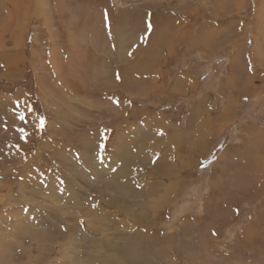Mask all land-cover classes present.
<instances>
[{
	"label": "rangeland",
	"instance_id": "rangeland-1",
	"mask_svg": "<svg viewBox=\"0 0 264 264\" xmlns=\"http://www.w3.org/2000/svg\"><path fill=\"white\" fill-rule=\"evenodd\" d=\"M15 1L0 264H264V0Z\"/></svg>",
	"mask_w": 264,
	"mask_h": 264
},
{
	"label": "bare ground",
	"instance_id": "bare-ground-1",
	"mask_svg": "<svg viewBox=\"0 0 264 264\" xmlns=\"http://www.w3.org/2000/svg\"><path fill=\"white\" fill-rule=\"evenodd\" d=\"M65 1V0H64ZM16 2V4L15 5H19L20 3H22L23 2V0H16L15 1ZM10 4V3H9ZM13 4V3H12ZM63 4V3H62ZM21 5V4H20ZM65 7V6H64ZM13 8H18V6H13L11 9H13ZM19 8H20V6H19ZM86 9V8H85ZM84 9V10H85ZM87 9H89V8H87ZM86 9V10H87ZM61 10H62V7H61ZM22 11V10H21ZM126 11V10H125ZM125 11L122 13V16H124V14H126L125 13ZM22 12H24V11H22ZM127 13H128V10L126 11ZM83 13L85 14H88V16L86 17V16H84V18L86 17V20H87V22L85 23V22H83L82 21V23H84L85 24V26H86V28H89V26H92V28H90L89 30H91L92 29V32H94V22H93V20L91 19V17H90V12H89V10L88 11H83ZM85 14V15H86ZM121 18V17H120ZM120 18L118 19V20H120ZM103 20V19H102ZM117 20V21H118ZM12 21V20H11ZM119 22H125V21H123V20H120ZM22 24V23H21ZM89 24V25H88ZM22 27H24V26H22ZM74 27L76 28H78V26L77 25H74ZM21 30V29H20ZM20 30H19V28H16L14 31H12L13 33H12V35H14L15 37H16V39H15V45L18 47L19 45H20V42H21V38H20ZM83 31H85V30H83ZM2 32V31H1ZM20 38V39H19ZM106 38V37H105ZM108 38V37H107ZM98 39H99V42L101 43V38H100V36H98ZM4 41V40H3ZM1 45V44H0ZM74 45H75V43H74ZM95 45V44H94ZM15 46V47H16ZM16 47V48H17ZM86 50H82L83 52H85V53H87L91 58H98V56H96L95 55V53L94 54H91V52H92V48H90V47H88V48H85ZM88 49V50H87ZM78 52V54L80 53L79 51H77ZM20 56H23L22 55V53H20V54H12V56L10 55V58H9V56H5V57H7V58H9V60H11V61H16V59H18V58H21ZM1 57L2 58H4V55H2V54H0V63H2L3 62V64H4V60L3 59H1ZM15 58V59H14ZM19 60V59H18ZM17 60V61H18ZM22 60V59H21ZM94 61H96V59L94 60ZM16 63V62H15ZM69 67V66H68ZM70 69H69V74L67 75V76H63V78L66 80V84L71 88V89H73L77 94H78V91H79V89H83L84 87H86L85 85H86V83L85 82H83V81H81L80 83H75V78H73V76H74V73H75V67H73V66H71V67H69ZM82 82L84 83V84H82ZM73 83V84H72Z\"/></svg>",
	"mask_w": 264,
	"mask_h": 264
}]
</instances>
